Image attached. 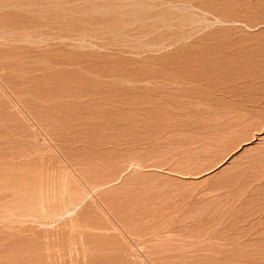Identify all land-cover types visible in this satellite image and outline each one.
<instances>
[{
    "label": "rangeland",
    "instance_id": "obj_1",
    "mask_svg": "<svg viewBox=\"0 0 264 264\" xmlns=\"http://www.w3.org/2000/svg\"><path fill=\"white\" fill-rule=\"evenodd\" d=\"M0 264H264V0H0Z\"/></svg>",
    "mask_w": 264,
    "mask_h": 264
},
{
    "label": "bare ground",
    "instance_id": "obj_2",
    "mask_svg": "<svg viewBox=\"0 0 264 264\" xmlns=\"http://www.w3.org/2000/svg\"><path fill=\"white\" fill-rule=\"evenodd\" d=\"M136 8H137V7H136ZM133 10H135V8H134ZM133 10L131 9V11H133ZM141 10H142V9H141ZM141 10H140V12H142ZM143 10L145 11L144 8H143ZM135 11H136V10H135ZM144 11H143V12H144ZM129 12H130V10L128 11V13H129ZM136 12H137V11H136ZM87 13H88V12H87ZM89 13H90V12H89ZM130 13H131V12H130ZM132 13H133V12H132ZM134 13H135V12H134ZM145 13H146V12H145ZM121 14H122V13H121ZM139 14H140V13H139ZM143 14H144V13H143ZM146 14H147V13H146ZM89 15H90V14H89ZM132 15H134V14H132ZM136 15H138V14H136ZM144 15H145V14H144ZM86 16H87V15H86ZM129 16H131V15H129ZM140 16H141V15H140ZM140 16H139V17H140ZM146 16H147V15H146ZM112 17H113V16H112ZM134 17H135V16H134ZM134 17H132V19H133ZM139 17H138V18H139ZM144 17H145V16H144ZM90 18H91V17H90ZM106 18H107V17H106ZM106 18H105V19H106ZM121 18H122V17H121ZM127 18H129V17L127 16ZM130 18H131V17H130ZM136 18H137V16H136ZM142 18H143V17H142ZM12 19H13V18H12ZM88 19H89V18H88ZM99 19H100V18H99ZM102 19H103V18H102ZM108 19H109V18H108ZM111 19H112V18H111ZM132 19H131V20H132ZM143 19H144V18H143ZM10 20H11V19H10ZM10 20H9V21H10ZM13 20H14V19H13ZM106 20H107V19H106ZM109 20H110V19H109ZM124 20H125V19H124ZM127 20H128V19H127ZM131 20H130V21H131ZM136 20H137V19H136ZM140 20H141V19H140ZM145 20H146V19H145ZM4 21H5V20H4ZM86 21L88 22L89 20L86 19ZM86 21H85V22H86ZM134 21H135V20H134ZM89 22H90V21H89ZM110 22H111L112 24H114L113 27H114V26H119V25H121V23H123L122 21H120V20H115V19L111 20ZM101 23H102V22H101ZM105 23H107V22H105ZM135 23H136V22H135ZM139 23H140V22H139ZM126 24L128 25V23H126ZM131 24H132V23H131ZM133 24H134V23H133ZM124 26H125V24H124ZM119 27H120V26H119ZM121 27H122V26H121ZM108 28H109V27H108ZM111 28H112V27H110V29H111ZM121 29H123V28H121ZM114 30H115V29H114ZM118 30H120V29H118ZM123 30H124V29H123ZM115 73H116V72H115ZM203 81H204V80H203ZM92 86H93V85H92ZM93 88H94V87H93ZM89 89H90V88H89ZM97 89H98V88H97ZM96 95H97V94H96ZM113 97H114V96H113ZM124 97H125V96H124ZM124 97H122V98H124ZM120 98H121V96H120ZM117 100H118V99H117ZM130 104H131V103H130ZM108 110H109V109H108ZM98 124H99V123H98ZM229 184H230V183H229ZM79 207H80V206H79ZM68 214H70V213L68 212ZM66 215H67V214H66ZM64 217H65V216H64ZM46 219H47V218H46ZM43 220H44V219H43ZM50 222H51V221H50ZM262 229H263V228H262ZM66 234H67V233H66Z\"/></svg>",
    "mask_w": 264,
    "mask_h": 264
}]
</instances>
